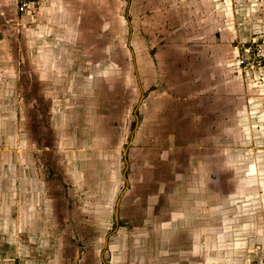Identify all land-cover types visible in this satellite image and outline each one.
<instances>
[{
	"label": "rangeland",
	"instance_id": "obj_1",
	"mask_svg": "<svg viewBox=\"0 0 264 264\" xmlns=\"http://www.w3.org/2000/svg\"><path fill=\"white\" fill-rule=\"evenodd\" d=\"M242 8L234 63L256 77L264 0ZM34 11L22 30L0 19V264H264V192L250 188L264 160L174 145L182 105L165 90L183 86L159 80L133 0Z\"/></svg>",
	"mask_w": 264,
	"mask_h": 264
},
{
	"label": "crops",
	"instance_id": "obj_2",
	"mask_svg": "<svg viewBox=\"0 0 264 264\" xmlns=\"http://www.w3.org/2000/svg\"><path fill=\"white\" fill-rule=\"evenodd\" d=\"M244 1L133 0V13L137 19L150 20L151 33L160 43L155 49L162 72L159 80L170 76L169 83H182L184 89L165 90L175 100L167 106L169 110L182 105L184 120L180 124L184 130L177 128L174 145L200 151L206 146L231 147L233 154L245 150L250 160L261 164L264 158L257 155L264 146V71L255 77L254 72L238 68L232 47L235 40L249 33L245 19L251 15L242 11ZM18 2L0 0V19L14 18L22 30L38 18L21 17ZM166 128L170 129L171 123ZM258 173L255 169L249 186L261 184L255 190L260 194L264 192V171ZM9 253L12 259L14 254Z\"/></svg>",
	"mask_w": 264,
	"mask_h": 264
},
{
	"label": "built area",
	"instance_id": "obj_3",
	"mask_svg": "<svg viewBox=\"0 0 264 264\" xmlns=\"http://www.w3.org/2000/svg\"><path fill=\"white\" fill-rule=\"evenodd\" d=\"M37 3V0H19L18 2V11L20 14H30V13H35V11L33 12L35 5ZM238 66L240 67H246V62L245 60L241 58H239L238 60Z\"/></svg>",
	"mask_w": 264,
	"mask_h": 264
}]
</instances>
